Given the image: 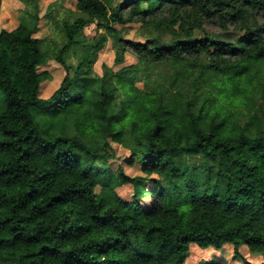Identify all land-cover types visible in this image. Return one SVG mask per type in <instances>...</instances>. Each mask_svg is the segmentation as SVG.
<instances>
[{"label": "trees", "instance_id": "obj_1", "mask_svg": "<svg viewBox=\"0 0 264 264\" xmlns=\"http://www.w3.org/2000/svg\"><path fill=\"white\" fill-rule=\"evenodd\" d=\"M77 9L78 16L63 26L60 49H45L44 40L35 36L37 29L24 22L0 32V264H35L38 257L40 264H188L192 248L222 252L228 247L235 261L264 264V52L252 56L247 51L258 46V34L264 33V0H77ZM250 19L254 31L242 35V47L207 30L228 32L247 26ZM94 23L115 37L117 64L125 62L127 53L137 58V53L152 52L148 45L158 55L147 57L145 70L129 65L98 80L92 76L93 54L87 51L76 67L66 60L78 36ZM131 23L173 38L141 42L121 37L116 27ZM197 31L203 37H196ZM105 42L101 34L94 47L100 50ZM192 47L213 49L219 63L185 64L168 55ZM49 61L62 65L66 76L50 98L42 99L41 85L51 75L39 70ZM156 67L168 71L153 77ZM139 80L147 90L137 86ZM100 82L111 88L100 92L99 107L130 97L124 102L128 109L142 104L160 120L154 138L174 127L191 130V147L179 148L178 141L154 144L142 159L135 152L127 159L129 166L140 163L144 174L164 171L172 181H182L179 202L165 209L143 201L142 195L157 194L159 180L109 168L113 148L100 136L106 118L91 111L97 105L90 89ZM69 96L71 103H65ZM33 115L54 121L43 126L50 132L32 127ZM126 115L125 123L133 114ZM77 119L92 125L86 135L102 146L89 148L64 138ZM120 119L113 116L109 122ZM121 136L116 132L111 141ZM68 179L77 183L69 185ZM211 180L216 183L209 191L204 185ZM97 184L105 193L111 190L110 199L93 192ZM125 185L133 187L131 200L117 192ZM214 215L218 219L210 223ZM140 220L148 222L142 243L129 238L135 234L129 228L108 235L117 223ZM242 248L263 261L251 263ZM197 264L228 263L212 257Z\"/></svg>", "mask_w": 264, "mask_h": 264}, {"label": "rangeland", "instance_id": "obj_2", "mask_svg": "<svg viewBox=\"0 0 264 264\" xmlns=\"http://www.w3.org/2000/svg\"><path fill=\"white\" fill-rule=\"evenodd\" d=\"M78 16L77 0H0V32L13 31L18 28L21 22H24L29 28L37 29L36 37L42 38L45 43V49L62 48L64 45L63 26L66 22H72ZM209 32H215L219 34L220 39L229 43L231 36L236 35L235 32H220L213 27H207ZM116 31L120 33V36L134 41L144 42L146 35L158 37L162 41H169L173 36L168 33H157L156 31L147 28L141 23H131L125 28L121 26L116 27ZM101 34L106 37V42L102 49L97 50L94 47V40ZM196 37H203V33L197 31ZM239 39L236 41L239 44ZM77 45H75L71 51L67 54L66 60L72 67H76L80 62L82 56L88 51L93 54L92 62V76L98 80L105 78V74L108 71L117 72L121 68L136 65L137 58L127 53L125 55V62L121 65L116 62L117 43L113 34L108 32L98 31L96 23L85 28L77 38ZM40 72L47 71L51 78L45 81L41 85L40 98L48 99L59 88L60 84L66 76V71L63 66L56 61H49V63L40 68ZM168 70L164 67H156L153 73V77L157 73H166ZM261 74L264 76V67L261 69ZM137 86L142 90H147V86L142 80L137 82ZM99 145V146H97ZM102 142H97L95 146H102ZM112 156L118 155L122 157V163L114 160H109V168L116 172L119 167H123L126 174L132 177H140L142 172L141 164L136 162L134 165H127V159L130 158L128 151L125 147L117 143H111ZM104 157V153L101 154ZM98 164H104L103 160H100ZM118 194L124 198L131 200L133 196V187L131 185H125L117 190ZM243 256L251 263H261L263 257L252 256L247 249L242 248L240 250ZM192 255L188 264H197L203 259H210L217 257L227 261L228 264H243L235 261L232 258V247H228L227 250L222 252L208 251L201 252L198 249L192 248ZM225 259V260H224Z\"/></svg>", "mask_w": 264, "mask_h": 264}, {"label": "clouds", "instance_id": "obj_3", "mask_svg": "<svg viewBox=\"0 0 264 264\" xmlns=\"http://www.w3.org/2000/svg\"><path fill=\"white\" fill-rule=\"evenodd\" d=\"M250 17L254 15V13H249ZM255 23L254 20L249 21L247 26L240 25L234 28H228L226 31L228 32H235L236 35L231 36L229 39V43L235 45L236 47H242V45L237 44L236 41L239 39L240 35H243L245 32L250 30L254 31L252 28V24ZM257 27L260 25L257 24ZM259 39L257 40L258 46H250L247 51L250 55L255 56L260 52H264V33L258 34ZM150 35H146L145 39H151ZM183 38V37H181ZM216 38V37H214ZM149 49H153L152 52H144L143 54L137 53V60H136V68L138 70H145L150 61L147 59L148 56L151 55H158L154 51V46L148 45ZM213 49H198L197 47L192 48H178L175 50L174 53H169L168 55L171 57L172 55L179 56L185 64H199L201 66H206L208 64L219 63L217 58L213 56L211 53ZM221 59L230 61L231 63H236V60L231 57H222ZM227 66V65H222ZM111 85H105L103 82H100L96 85H93L90 89L94 95L96 96V105L91 109L94 113L95 117H105L103 123L100 124V136L101 139L105 142L112 143L111 136L116 133L120 132L122 134L119 140H116L115 143L122 144L128 151V155L131 156L133 152L138 154V157L142 159V154L150 150L152 145H158L160 147L165 146V143H172L173 141H178L176 145L179 148L191 147V142L189 137L192 136V132L190 129L186 127H174L171 132L165 131L164 134L159 138L155 137V130L157 124H160V120L152 116L150 113L144 110L143 105L133 106L131 109H128L126 104L124 103L126 100L130 99V97H121V99L115 101L114 103L108 104L104 103V107L100 108L99 105L101 103L100 92L101 91H109ZM168 100L167 97L164 98L163 103L167 104ZM65 103H71V96L65 99ZM126 113H131L132 119L128 120L127 123L124 121L127 120ZM123 117L120 119L119 122H109L111 117ZM261 118L264 119V113H262ZM33 121L32 127H37L38 131L43 134L46 132H50V128L43 127L45 124L53 123L54 121H50L46 117H36L31 116L29 117ZM92 126L91 124L86 123L85 121L77 119L73 122L72 126L68 129L65 139H69L70 141H76L80 144H84L86 147L91 148L93 145L97 143V141L86 135V127ZM163 126V125H161ZM207 135V131L204 132ZM51 139V137H46ZM110 151V150H109ZM110 160L118 161L122 163V157L115 155H110ZM177 160L183 159V157H177ZM140 179L145 181L150 180H159L160 186L157 189V194L154 197H150L148 194H144L140 197L143 201H148L150 203H155L157 207H167L172 206V202H179V200L183 196V182L182 181H172V177L168 172L159 171L155 174H140ZM67 184H74L77 183L75 179H68L66 180ZM215 181L211 180L207 184L204 185L209 191L213 190L215 185ZM99 190V194L101 196H106L107 198H111L112 192L109 190L105 193L101 184H97L96 188L93 189V192H97ZM112 206V205H110ZM131 213H129L130 215ZM195 219V218H193ZM218 217L215 215L210 218V223H215ZM225 218H220L219 222L224 223L226 221ZM156 221H152L155 223ZM147 223L143 220L137 221L135 224L124 223L119 224L117 223L114 226L112 231L108 232V235H113L116 231H119L121 228H129L135 234L130 233L129 238L137 243H142L144 240V236L146 235ZM96 239H102L103 237H94ZM42 258H36L35 264H40Z\"/></svg>", "mask_w": 264, "mask_h": 264}]
</instances>
